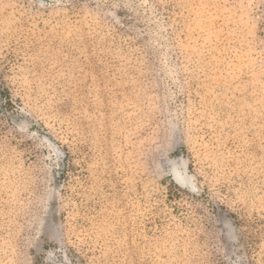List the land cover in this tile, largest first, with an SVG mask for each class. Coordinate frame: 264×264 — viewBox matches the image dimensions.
Wrapping results in <instances>:
<instances>
[{
  "label": "rangeland",
  "instance_id": "rangeland-1",
  "mask_svg": "<svg viewBox=\"0 0 264 264\" xmlns=\"http://www.w3.org/2000/svg\"><path fill=\"white\" fill-rule=\"evenodd\" d=\"M0 264H264V0H0Z\"/></svg>",
  "mask_w": 264,
  "mask_h": 264
}]
</instances>
